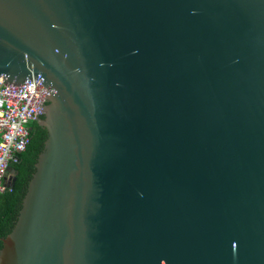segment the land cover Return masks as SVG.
<instances>
[{"label": "water", "instance_id": "95a60500", "mask_svg": "<svg viewBox=\"0 0 264 264\" xmlns=\"http://www.w3.org/2000/svg\"><path fill=\"white\" fill-rule=\"evenodd\" d=\"M0 77L48 133L0 264H264V0H0Z\"/></svg>", "mask_w": 264, "mask_h": 264}, {"label": "built area", "instance_id": "2783aa9c", "mask_svg": "<svg viewBox=\"0 0 264 264\" xmlns=\"http://www.w3.org/2000/svg\"><path fill=\"white\" fill-rule=\"evenodd\" d=\"M40 82L41 77L9 86L0 77V195L10 188L8 168L30 143L31 124L43 114L47 88Z\"/></svg>", "mask_w": 264, "mask_h": 264}, {"label": "trees", "instance_id": "16d2710c", "mask_svg": "<svg viewBox=\"0 0 264 264\" xmlns=\"http://www.w3.org/2000/svg\"><path fill=\"white\" fill-rule=\"evenodd\" d=\"M41 114L39 119H44ZM31 140L26 150L20 154L18 163L13 164L17 173L14 174L13 185L0 195V250L3 247V239L15 226L19 211L22 207L28 184L36 170V162L39 154L44 149L47 138V129L35 120L32 124Z\"/></svg>", "mask_w": 264, "mask_h": 264}, {"label": "flooded vegetation", "instance_id": "af4514ba", "mask_svg": "<svg viewBox=\"0 0 264 264\" xmlns=\"http://www.w3.org/2000/svg\"><path fill=\"white\" fill-rule=\"evenodd\" d=\"M6 175H7V174H6ZM8 176H9V175H8ZM14 176H15V175L12 174V175H10V177L8 178V181H9L10 183H13V180L15 179Z\"/></svg>", "mask_w": 264, "mask_h": 264}]
</instances>
